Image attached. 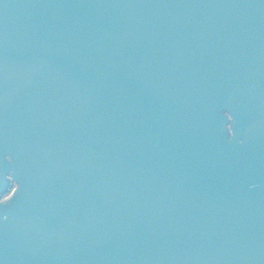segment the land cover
<instances>
[{"label": "water", "instance_id": "1", "mask_svg": "<svg viewBox=\"0 0 264 264\" xmlns=\"http://www.w3.org/2000/svg\"><path fill=\"white\" fill-rule=\"evenodd\" d=\"M0 264H264V0H0Z\"/></svg>", "mask_w": 264, "mask_h": 264}, {"label": "rangeland", "instance_id": "2", "mask_svg": "<svg viewBox=\"0 0 264 264\" xmlns=\"http://www.w3.org/2000/svg\"><path fill=\"white\" fill-rule=\"evenodd\" d=\"M14 186V185H13ZM4 198V197H3Z\"/></svg>", "mask_w": 264, "mask_h": 264}]
</instances>
